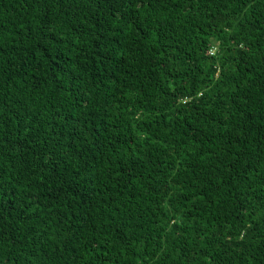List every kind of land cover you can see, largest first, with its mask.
Returning a JSON list of instances; mask_svg holds the SVG:
<instances>
[{
    "label": "trees",
    "instance_id": "trees-1",
    "mask_svg": "<svg viewBox=\"0 0 264 264\" xmlns=\"http://www.w3.org/2000/svg\"><path fill=\"white\" fill-rule=\"evenodd\" d=\"M0 264H264V0H0Z\"/></svg>",
    "mask_w": 264,
    "mask_h": 264
}]
</instances>
